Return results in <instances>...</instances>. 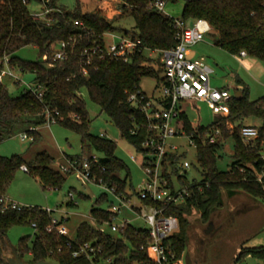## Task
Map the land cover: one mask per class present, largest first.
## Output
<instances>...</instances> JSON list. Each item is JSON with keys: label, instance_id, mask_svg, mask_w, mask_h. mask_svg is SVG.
<instances>
[{"label": "trees", "instance_id": "16d2710c", "mask_svg": "<svg viewBox=\"0 0 264 264\" xmlns=\"http://www.w3.org/2000/svg\"><path fill=\"white\" fill-rule=\"evenodd\" d=\"M39 1L53 9L49 21L34 16L28 7L29 0H0V76L5 68V59L9 58L13 68L34 73L37 84L43 88V99L40 100L26 88L17 97L12 96L8 88L0 83V143L12 135L15 125L23 121L29 124L30 130L27 133L33 136V143L40 142L42 134L38 128L46 124V110H57L61 115L58 123L80 134L85 146L104 154L98 162H93L94 155L91 153L77 159L71 158V162H76L77 169H82L84 163L89 162L91 176L96 184L111 189L116 194L122 193L130 197L138 195L134 187L131 186V191L127 189L130 170L116 156V143L104 136L90 133L93 118L84 93H88L101 114L106 113L109 116L122 137L137 151L142 152L143 144L150 135L148 122L145 114L129 102V96L141 90L142 78L154 76L162 84L164 77L160 78L156 69L146 65L152 60L147 53H137L128 62L94 58L91 64L86 65L82 52L85 47L93 45L96 39H101L106 32L132 35L141 39L143 45L150 49H171L178 43L175 18L152 7L154 0H120L121 9L130 8V16L135 22L133 30H127L116 21L110 22L100 12H85L79 2L73 10L66 11L58 6L57 0ZM185 1L180 18L185 23L206 19L215 32L213 43L216 46L233 55L246 51L248 56L264 60V0ZM88 32L91 34L88 35ZM70 38L77 39L74 52L65 60H55V46ZM28 46L38 48L37 61H25L17 56L20 50ZM160 65L163 69L161 62ZM85 67L87 75L84 74ZM263 101L264 97L250 101L247 89L243 90L241 99H232L231 114L228 117L219 116L214 123L223 129L224 139L232 135L236 140L234 162L229 172L219 170L215 155L224 139L214 145L199 140V162L205 171L203 182L190 186V196L184 203L169 206L155 204L163 207L166 215L179 218L180 232L165 242L178 258L183 256L188 243L189 217L198 213L203 221H210L215 211L224 206V192L233 197L237 192L243 191L264 199V183L257 181L249 168L251 165H256L259 171L262 168L260 144L255 147L245 145L240 133L245 119L254 116L264 119ZM182 119L190 133H204L211 126L196 127L185 111ZM227 121L235 125L232 134L227 128ZM177 159L175 155L171 161ZM54 162L55 158L46 152L39 153L29 162L21 156H0V195L6 196L17 170L23 165L28 167L29 173L42 186L59 188L64 177L60 171L52 168ZM240 167H246L247 171L241 172ZM103 199H106V195H102L100 200ZM111 207L112 204L107 210L93 208L92 219L99 224L107 223L113 215ZM22 223L34 226L38 232L36 238L31 240V245L30 237H24L20 247L15 249L27 263L44 260L55 264H92L86 258H75L73 252L84 243H93L102 250L99 257L112 259L110 264H155L148 256V247L151 244L149 230H138L127 224L117 232V236H111L84 223L79 227L78 239L72 241L55 230L47 231L46 228L52 223L51 214L47 210L24 207L20 211H4L1 205L0 264H4L5 254L9 251V230ZM247 253L264 260V247L250 248L242 252L238 260ZM25 256H29V261H25Z\"/></svg>", "mask_w": 264, "mask_h": 264}, {"label": "rangeland", "instance_id": "374dc122", "mask_svg": "<svg viewBox=\"0 0 264 264\" xmlns=\"http://www.w3.org/2000/svg\"><path fill=\"white\" fill-rule=\"evenodd\" d=\"M104 1L57 0V4L64 10L71 11L79 2L84 10L91 12L101 6ZM154 1L166 2L164 9L166 15L175 19L182 17L185 0ZM112 6L114 9L111 12L112 15L107 16L109 19L106 16L105 18L110 22L116 21L124 29L133 30L135 22L130 16L131 9L122 10L120 0L119 3L114 2ZM28 7L33 13L43 10V4L39 0H29ZM100 13L104 16L103 12ZM214 33L212 30L206 36L207 44L199 46L203 58L214 70L211 78L212 87L229 89L232 94H235L237 90L247 89L250 101L262 99L264 97V60L252 55L245 58L237 57L216 46L213 43ZM111 41V38L107 37V42ZM17 56L25 61H37L39 50L35 46H28L20 50ZM150 58L152 60L146 65L156 69L159 77L163 78L164 70L160 65V53H154ZM191 58L194 59L196 56H191ZM15 74L22 80V83L9 75L1 77L2 83L12 96L17 97L27 85L37 86L34 73L23 72L17 68ZM140 88L151 99H157L163 92L159 78L154 76L142 78ZM84 97L93 118L90 133L94 136H104L116 143V156L122 159L130 170L127 189L131 191L132 186L139 192L146 179L141 167L142 153L122 137L120 130L106 113H100L99 107L90 100L87 92L84 93ZM181 107L196 127L213 125L220 116L205 103L183 102ZM259 121L260 118L254 116L245 119L244 122L257 124ZM176 122L177 120L174 124ZM40 129L42 140L33 143L32 136L29 140H23L21 137L23 133L30 130L29 124L23 121L15 125L12 135L0 143V156H21L29 162L34 160L39 153L46 152L55 158L52 168L63 174L64 179L61 186L57 189L44 187L32 174L19 168L6 191V197L25 207H40L52 211L53 219L59 221L63 219L62 227L66 231L65 235L72 241L78 239L79 227L84 223L93 228H99L108 235L117 236L118 233L112 230L111 225L99 224L91 216L93 208L107 210L112 203L119 205L117 197L103 186L86 182L77 170L76 162L71 164L70 160L89 155V153L97 156L100 160L104 154L85 146L82 136L62 123L44 124L40 126ZM167 145L168 149L177 148L174 155L178 159L168 168V175L171 177L175 189L178 191L202 183L205 179V171L199 162L198 147L191 144L188 135L185 133L169 137ZM221 145L215 153L217 166L221 172H229L236 151L235 137L228 136L221 142ZM132 156L137 158V161H133ZM184 162L189 163V169H183ZM70 193L74 194V202L70 200ZM102 195H106V199L100 200ZM223 200L224 206L215 211L210 221H203L198 213L189 217L190 226L188 243L183 255L184 264H263V259L252 254L247 253L240 260L238 257L250 248L264 247V199L239 191L233 197L224 192ZM72 203L74 205H71ZM129 206L142 208L138 195L131 197ZM126 220L138 230H149L146 221L129 207L123 208L122 213L113 223L119 225ZM211 223L212 227H210ZM37 233V229L32 225L23 223L14 225L8 232L7 247L9 251L5 254V258L10 251L20 247L22 238L30 237L29 244L31 245V240L36 238ZM24 259L29 261L30 258L25 256Z\"/></svg>", "mask_w": 264, "mask_h": 264}, {"label": "built area", "instance_id": "2783aa9c", "mask_svg": "<svg viewBox=\"0 0 264 264\" xmlns=\"http://www.w3.org/2000/svg\"><path fill=\"white\" fill-rule=\"evenodd\" d=\"M165 6L166 2L164 1H154L152 4V7L162 12H164ZM52 12L53 9L49 5L43 4V10L33 14L38 19L49 21V15ZM77 24L79 23L77 22ZM175 28L177 29L178 43L171 49H150L143 45L141 39L134 38L132 35L106 32L101 39H96L93 45L85 47L82 52L86 65L91 64L94 58H110L128 62L137 53H147L150 57L154 53H160V62L164 70L162 95L157 99H151L142 90H137L129 96V102L145 114L150 132L149 137L143 144L144 151L141 152L143 155L141 167L146 176L144 186L138 192L142 208L130 207V196L122 193L116 194L113 190L107 188L117 197L120 203L119 205L112 203L110 211L113 215L107 224L111 225L114 232H118L127 224H130L127 220L119 225L113 223L122 213L123 208L129 207L134 212L139 213L140 217L149 225L151 244L148 247V256L155 264H184L183 256L178 258L174 250L165 243L166 240L179 231V218L174 215H166L163 207L155 205L159 203L163 206H169L184 203L191 192L190 187L177 191L171 177L168 175L169 166L175 162H172L171 158L175 156L174 151L177 149L176 147L168 149V138L186 133L194 146L198 145L199 140H202L205 144L214 145L219 140L224 139L223 129L214 124L204 133L188 132L182 119L184 110L181 104L190 101L205 103L216 114L228 117L231 114V101L235 97V94H232L229 89L212 87L211 78L214 70L204 58L192 59L190 57L191 49L203 42L206 36L212 32L210 23L206 19H197L190 25L181 19H175ZM90 34L88 32V35ZM107 37L111 38L112 41L107 42ZM76 44V38L59 42L55 46L54 59H67L74 52ZM235 56L245 58L248 57V54L246 51H242ZM4 65L5 68L0 76V83H2L1 77L3 75H9L22 83V80L15 74L16 69L11 66L9 58L5 59ZM87 73L85 67L84 74L87 75ZM26 89L35 93L40 100L43 99L42 85L37 84L36 87L27 85ZM59 119H61L59 111L46 110V124L58 123ZM176 120L177 122L174 124ZM226 125L230 130V134H232L234 123L227 121ZM240 133L245 145L255 147L260 144L262 168L260 171L256 165H251L249 168L255 174V179L264 183V119L260 118L257 124L244 122ZM21 137L23 140H29L31 135L26 132ZM132 160L137 161V158L132 156ZM98 161V157L94 156L93 162ZM182 167L185 170L189 169L190 165L184 162ZM21 169L29 172L26 165H23ZM77 170L86 182L95 183V179L91 176L89 162L84 163L82 169ZM240 170L246 172L247 168L240 167ZM70 200L74 202V194L72 193H70ZM0 205L4 211L8 209L20 211L25 207L1 195ZM47 212L51 214L52 211L47 210ZM46 229L48 232L55 230L61 235L66 234L62 223L53 218L52 223ZM101 253V248L93 243H84L74 250L73 256L75 258H86L92 264H110L112 259H102V257H99Z\"/></svg>", "mask_w": 264, "mask_h": 264}, {"label": "crops", "instance_id": "0c3cea01", "mask_svg": "<svg viewBox=\"0 0 264 264\" xmlns=\"http://www.w3.org/2000/svg\"><path fill=\"white\" fill-rule=\"evenodd\" d=\"M114 2H116V3H119V0H105L103 3H102V5L101 6H99V7H96L97 9H95V11H91V12H93V13H97V12H103V14H104V16H111L112 15V13L111 12H113V6H112V4H114ZM112 9V11H110ZM85 12H90V11H88V10H84ZM115 12V11H114ZM107 17V18H108ZM109 19V18H108ZM191 23H188V24H192L193 23V21H190ZM204 44H207V42H205V40L203 41V42H201V43H199L198 45H196L195 47H193L192 49H191V51H190V57L191 56H196V58H203V55H202V53H201V49L199 48V46L200 45H204ZM194 49V50H193ZM40 127L38 128V131L40 132ZM63 165V164H62ZM62 168H63V166H62ZM75 201V200H74ZM19 204V203H18ZM252 207H254L255 208V206H252ZM59 221V220H58ZM60 223H63L64 221H63V219L62 220H60L59 221Z\"/></svg>", "mask_w": 264, "mask_h": 264}, {"label": "water", "instance_id": "95a60500", "mask_svg": "<svg viewBox=\"0 0 264 264\" xmlns=\"http://www.w3.org/2000/svg\"><path fill=\"white\" fill-rule=\"evenodd\" d=\"M235 97L237 99H241L242 98V91L241 90H237L235 92ZM210 227H212V223L210 224ZM209 232V230L207 231V233ZM4 264H55L53 262L50 261H38V262H34V263H27L24 262V260L21 258L20 254L16 251H10L9 255L6 256L5 260H4Z\"/></svg>", "mask_w": 264, "mask_h": 264}]
</instances>
